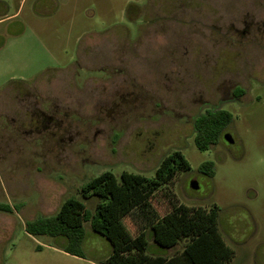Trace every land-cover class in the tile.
I'll return each instance as SVG.
<instances>
[{
	"label": "rangeland",
	"instance_id": "rangeland-1",
	"mask_svg": "<svg viewBox=\"0 0 264 264\" xmlns=\"http://www.w3.org/2000/svg\"><path fill=\"white\" fill-rule=\"evenodd\" d=\"M218 110L233 143L222 133L200 152L194 121ZM175 151L190 168L152 196L156 216L144 205L124 219L129 238L169 258L187 239L157 245L155 218L216 206L228 264H264V0H0V264L103 261L111 245L89 223L80 258L25 222L71 197L93 212L83 185L105 171L153 178Z\"/></svg>",
	"mask_w": 264,
	"mask_h": 264
},
{
	"label": "trees",
	"instance_id": "trees-1",
	"mask_svg": "<svg viewBox=\"0 0 264 264\" xmlns=\"http://www.w3.org/2000/svg\"><path fill=\"white\" fill-rule=\"evenodd\" d=\"M242 92L236 91L239 96ZM232 115L225 110L207 111L194 121V144L200 152L218 144ZM190 168L180 151L164 157L153 178L121 172L117 178L105 171L83 185V199L96 197L98 202L90 212L80 200L71 197L62 202L57 212L25 222V232L32 237L63 238V252L83 258L84 223L103 236L111 245L110 255L97 264H228L232 250L225 244L217 229L218 208L209 211L179 205L150 224L153 241L164 248L187 239L179 254L166 258L146 254L142 237L129 238L124 219L135 209L149 205L157 190L171 181L178 172ZM199 171L213 177V163L204 162ZM153 210V209H152ZM0 211L11 212L9 205L0 204ZM154 215L155 211L153 210Z\"/></svg>",
	"mask_w": 264,
	"mask_h": 264
},
{
	"label": "water",
	"instance_id": "water-1",
	"mask_svg": "<svg viewBox=\"0 0 264 264\" xmlns=\"http://www.w3.org/2000/svg\"><path fill=\"white\" fill-rule=\"evenodd\" d=\"M223 140L226 141L228 144H232L233 143V139L229 134H224L223 135ZM189 187L192 190H197L198 189V184L196 181H191L189 183Z\"/></svg>",
	"mask_w": 264,
	"mask_h": 264
},
{
	"label": "flooded vegetation",
	"instance_id": "flooded-vegetation-1",
	"mask_svg": "<svg viewBox=\"0 0 264 264\" xmlns=\"http://www.w3.org/2000/svg\"><path fill=\"white\" fill-rule=\"evenodd\" d=\"M157 30H158V29H151V30H150V34H151V33H154V31H157ZM187 39H188V38H187ZM185 50H186V49H185ZM105 67H106V66H105ZM223 134H226V133L223 132Z\"/></svg>",
	"mask_w": 264,
	"mask_h": 264
}]
</instances>
